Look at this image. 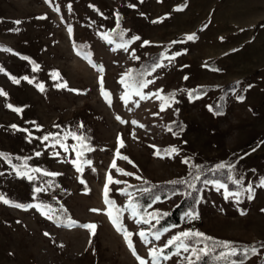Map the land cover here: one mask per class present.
<instances>
[{
    "label": "rangeland",
    "instance_id": "obj_1",
    "mask_svg": "<svg viewBox=\"0 0 264 264\" xmlns=\"http://www.w3.org/2000/svg\"><path fill=\"white\" fill-rule=\"evenodd\" d=\"M56 5L59 12L53 11ZM107 31H123L118 37L127 49L104 39L110 36ZM192 34L196 39L187 40ZM134 36L140 39L132 40ZM74 41L87 43L92 53L77 51ZM148 53H159L155 61L161 65L145 77L153 83L142 92L151 98L133 92L125 103L120 80ZM0 69V89L7 93L0 95V153L11 159L10 164L0 157V195L13 203L48 205L52 216L0 201V264H140L109 219L106 185L108 197L123 209L121 223L134 233L137 255L147 264H152L149 249L163 250L185 231L245 242L264 238V0H52L51 6L45 0H0ZM101 77L111 106L101 95ZM201 85L208 88L193 92ZM158 90L165 97L175 92V97L166 104L152 95ZM45 135L48 140L42 139ZM170 146L180 149L179 154H165ZM117 149L133 163L119 158ZM157 150L160 156L154 154ZM185 159L188 164L182 163ZM114 160L117 168L133 175L118 172ZM204 162L210 167L224 163L227 177L242 181L231 192H241L239 199H225L230 191H218V181L205 183L180 223L154 232L159 240L150 233L151 243L141 241L138 233L148 231L149 224H137L139 217L128 211L131 195L141 191L131 186L181 178L190 164ZM17 170L35 179L18 176ZM109 173L123 183L109 182ZM249 186L252 199L243 191ZM181 196L156 197L149 208L167 211ZM69 218L76 223L68 226ZM84 224H95V234L80 226ZM200 239L185 240L191 245L188 252L176 245L163 250L170 258L161 257L160 264L195 259L191 248H203ZM260 252L243 264H254Z\"/></svg>",
    "mask_w": 264,
    "mask_h": 264
},
{
    "label": "snow or ice",
    "instance_id": "obj_2",
    "mask_svg": "<svg viewBox=\"0 0 264 264\" xmlns=\"http://www.w3.org/2000/svg\"><path fill=\"white\" fill-rule=\"evenodd\" d=\"M45 2L46 3H49L50 6L52 4V0H45ZM90 7H93L94 8L93 5H90ZM67 8H68L69 11L72 10V6H71L70 3L67 4ZM95 10L96 11H99L98 9H95ZM53 11L59 12L60 11L59 5H56L53 8ZM40 18L41 19H45L46 17H40ZM117 18L119 20V15L118 14H117ZM16 23L19 24L20 21H16ZM117 26H119V24H117ZM68 31H69L70 34L72 33L71 27L68 28ZM118 35H120L121 37H123L124 32L121 31ZM104 39L108 40L109 43H112L113 42L112 39H111V37L109 35H105L104 36ZM131 39L132 40H139L140 37L139 36H134ZM186 39L189 40V41L190 40H194V39H196V36H195V34L188 35L186 37ZM144 43L147 44L148 42L145 41ZM117 47H123V48L127 49V42H125L123 44H118ZM5 50L6 51H11V49H5ZM78 54H82V53H78ZM133 58L134 59H139V57H136L134 54H133ZM23 59L28 60L29 58L28 57H23ZM94 67H96V66L94 65ZM158 67H161V65L157 62V63L151 65V70L152 71H155V69L158 68ZM100 70H102V69H100ZM0 71H3V69H0ZM131 72H132V70H128V72L125 74V77H127V78L122 77L121 80H120V83L126 89V91L122 95L121 99H123L125 101V103H127V101L131 99V95H132L133 92L135 93L136 96H139L141 99H149V98H151L150 96H148V95H146V94H144L142 92V89L143 88L147 87L148 84L153 83V81L142 79V77L145 74H148V69L145 68L144 72L138 73V75L141 77V79H139V80H137L136 78L132 77ZM56 75H58V74H54V78H55ZM10 79L13 81V83H16V84H19L20 83V80L17 79L16 77H14V76H10ZM23 79L27 80L28 78L27 77H24ZM185 79H187V77H185ZM129 81H131V82H129ZM99 84H100V88H101V95L104 97L105 101L109 104V106H111V99H110L111 94L107 90H105L104 87H103V77L100 78ZM58 86L67 87L66 84H64V85H58ZM38 87L40 88L41 91L44 90L42 85H38ZM160 92H162V90H158L156 93H153L152 95L156 96L157 99H160V100L164 101L166 104L169 101V97H171V98H174L175 97V92L169 94V97L161 96L160 95ZM0 95L6 96L7 93L4 92L3 89H0ZM188 96H189V99H192L193 98L192 91H188ZM196 98H199V96H197ZM239 99L242 100L243 97H239ZM6 106L9 107V108H13V106L10 105V104L9 105H6ZM168 106H170V104ZM208 107H209V110L211 111L212 110V107L211 106H208ZM13 110L14 111H17V112L21 111V109H19V108H14ZM163 110H165V109H164V105L162 104L161 105V111H163ZM154 115H158V113H154ZM116 119L118 121H120L121 123H127L120 116H116ZM132 123L133 124H136L137 122L136 121H132ZM11 127L16 128L17 126L16 125H12ZM79 127L82 128L83 127V124L81 123L79 125ZM140 127H144V126L143 125H140ZM180 127H181V130H182L183 129V125H181ZM168 131H172V129H171L170 126L168 128ZM72 135H73V138H75L77 140L83 141V139H84V137L79 136V135H76L75 133H72ZM173 135H176V133H173ZM42 139L43 140H48L49 139V136L45 135ZM118 141H119L120 147H123L124 146L123 140L120 137H118ZM57 143H59V141H57ZM153 147H155V146H153ZM89 150H91V149H89ZM179 151H180V149L176 148L175 146H170L169 148H166V149L163 150V152L165 154H168V155H171L173 153H175V154L178 155L179 154ZM154 154L157 155V156H160L161 155V152H160V150H157ZM36 155L39 156V155H41V153L40 152H37ZM77 155L79 156V153H77ZM116 155L119 158H121V159L127 160L129 163H133L128 157L122 156L120 154V152H119V149H117ZM0 157H4L11 164V159H10V157L7 154L0 153ZM17 159H20V158L17 157ZM25 159H28V158H25ZM73 163L75 164V161ZM86 163H90V161H86ZM182 163L188 164L189 161L187 159H185V160L182 161ZM75 166H76L78 172L79 171H82V168L79 165H75ZM12 167L15 169L16 168V165H12ZM112 167L113 168H116V170L118 172H121L124 175H133V173L123 172L122 169L117 168L116 163H115V160L112 162ZM193 167H195L197 169L199 168V166H195V165ZM216 167L218 169H224L226 167V165L224 163H221V164L217 165ZM227 167L229 169H231V168H234L235 165L234 164L233 165H227ZM33 171L40 172L41 170L38 169V168H36V169H33ZM17 175L18 176H21V177H26L30 181L35 179V177L29 175L27 172H21L19 170H17ZM43 175H46V176H55V175H58V173L44 172ZM137 178L138 179H141V177H137ZM195 179H199V174H197V176L195 177ZM107 180L109 182H111V183H116V184L123 183V181H119V180H115L114 181L110 173L107 176ZM181 182H185L186 183V181H181ZM81 183H84V181L81 180ZM172 183H177V181H173ZM206 183H212V182L211 181H206ZM233 183L242 186V181L241 180H235L234 179L233 180ZM189 186L192 187V185H189ZM260 186L261 187H264V179H261ZM216 188H217L218 191L220 189H225L226 190L227 189V185L226 184H223V183L216 182ZM42 190L43 189H41V188H36L35 189L36 192H40ZM120 191L123 194L130 195V194L124 192L123 189H121ZM243 191H246V192L250 193L249 199H252L253 198L254 191H253V189H252L251 186H249L246 189H243ZM241 195H242L241 192H237V193L228 192L225 195V199H228L230 196H234L238 200ZM104 197H105V203L107 205H109V208L110 209H115V211H116V215L115 216L113 215V212L112 211H109L107 213L108 216H109L110 221L116 227L117 231L121 232L122 235H124V238H125V240H126V242L128 244V247L132 251L133 255L136 256L137 260L140 261V264H147V261H145L143 258L139 257L137 255L136 251H135V246H134V244H133V242L131 240V237L134 235V233L128 231V229L125 226H123V224L120 221L119 213L121 211H123V209L116 208L115 202L107 198L108 197L107 185L105 186ZM0 201H2L5 204H10L13 207L22 208V209H25V210L28 209V208L34 207L38 211H40L42 215L47 216L48 219H52V216L49 215V211H51V208L48 205H42V204H28V205H25V204H20V203H13L12 201H9V200L5 199L2 195H0ZM46 208L48 209V211H45ZM128 208L131 210V215H132L133 218H136L137 216H139L138 208H137V206L135 204H132L131 202H129ZM91 211L99 212L101 210L100 209H91ZM262 211H264V210H262ZM241 214L244 215L246 213L241 212ZM149 216L151 217L150 219H145L144 217H140L139 219H136V223L137 224L143 223V224H149V225H151L153 219H158V217L156 215L149 214ZM193 218L198 219L199 218L198 214H194ZM75 223H76L75 221H72L69 218L68 226H72ZM80 226L83 227V228L89 229L92 234H95V228H96V225L95 224H84V225H80ZM149 234H150V230L145 231L143 229L140 230L139 233H138L141 241H143L145 244L151 243V241L149 240ZM46 235H47V233H46ZM152 235L154 236V239L155 240H159L160 239V234L159 233H154ZM194 237L201 238L200 239V242L201 243H203L205 241H212L213 248L220 247V248H223V249H227L228 250L226 253L225 252H221L219 254V256L217 257V259H221V258L226 259L227 256H232V255H245V256H247L249 253L254 254V255L255 254H258V249L255 246H252V247H244L242 249H237V248L233 247L232 246V243L229 242V241H216L213 237L206 236L204 233H201L199 231H195V232H193V231L181 232L179 235L172 237V239H170L167 242V244L165 245V247H169V246H172V245H176L177 249L182 248L183 251L188 252L190 250L191 245L186 244L185 243V240H189V239H192ZM177 242H179V243H177ZM191 251H192V255L193 256H196V259L197 260H199L201 258V255H209L210 254V250H209L207 244H205V247L204 248H200L198 250L196 248H191ZM177 254H179L178 251H177ZM149 255L152 258V264H160L161 257H163L164 259L170 258V257L164 255L162 249H156V248L149 249ZM188 259H189V264H194V262L191 260V257H189ZM231 264H235V262H231ZM240 264H243V262L241 261Z\"/></svg>",
    "mask_w": 264,
    "mask_h": 264
},
{
    "label": "trees",
    "instance_id": "obj_3",
    "mask_svg": "<svg viewBox=\"0 0 264 264\" xmlns=\"http://www.w3.org/2000/svg\"><path fill=\"white\" fill-rule=\"evenodd\" d=\"M112 38L113 43L120 44L122 41L118 37V35L114 32L107 31ZM107 34V33H105ZM75 49L79 52H83L85 54L92 53L91 49L89 48L87 43H81L79 41H74ZM159 53H148L147 56L141 61L140 64L133 66L130 70H132L131 75L132 77L136 78L137 80L141 79L138 73L144 72L145 68L148 69V72L151 70V65L155 64V58H158ZM145 74L142 79L146 80ZM125 77V76H124ZM127 78V77H125ZM236 80V79H234ZM131 82V81H129ZM235 84V82H233ZM232 83V84H233ZM233 84V85H234ZM138 86V85H137ZM125 88V87H124ZM208 88V85H201L198 87L197 90L193 92H203L205 89ZM227 85L223 87V92L226 90ZM225 93V92H224ZM199 166V168H195L193 166ZM211 165L208 162H204L202 164H190L187 168L186 174L184 177L181 178H173L168 179L165 181L155 182L151 180H145L140 183L133 184L131 189H141L139 193H134L131 195L129 202L135 204L138 208L139 216L137 217H144L145 219H150L151 217L149 214L156 215L158 219L152 225H149L148 230L150 233H154L159 229L167 227L172 224H178L181 221L182 214L188 208H194L197 199L199 198L200 189L204 186L206 181H218L220 183L226 184L227 189L225 191H234L238 188V185L233 183V180L229 179L226 175V168L218 169L215 167H210ZM199 174V179H195V177ZM173 181H177V183H172ZM181 181H186L181 182ZM189 185H192L190 187ZM146 188V189H144ZM173 192H181L182 196L179 201L174 204L169 210L162 211L156 209H150L149 205L152 201L156 198H165L168 197ZM108 199L115 202V200L111 197H107ZM127 205V206H128ZM116 208H119L115 202ZM121 209V208H120ZM114 216L116 215L115 209H112ZM131 213V210H128ZM122 212L119 213L120 221L122 218ZM213 237L216 241H229L232 243V246L237 249H242L244 247H252L255 246L258 250L261 249L258 257L256 258L254 264H264V238H259L253 241H241L238 239H228V238H221V237ZM196 243V242H195ZM193 243V244H195ZM207 244L210 254L209 255H201L199 260L191 259L194 264H228L230 262H241L245 260L247 257L252 256L253 254L249 253L247 256L245 255H232L227 256L226 259H217L221 252H227V249H223L220 247L213 248L212 241H205L202 243L203 248ZM175 245L169 247H163L164 252H168L169 249H173ZM199 249V248H198ZM197 249V250H198ZM186 264H189L186 263Z\"/></svg>",
    "mask_w": 264,
    "mask_h": 264
}]
</instances>
